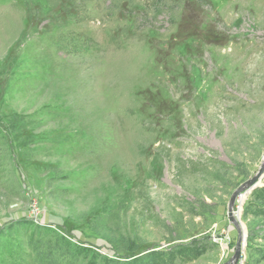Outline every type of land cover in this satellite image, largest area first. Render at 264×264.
Instances as JSON below:
<instances>
[{
	"label": "rangeland",
	"instance_id": "rangeland-1",
	"mask_svg": "<svg viewBox=\"0 0 264 264\" xmlns=\"http://www.w3.org/2000/svg\"><path fill=\"white\" fill-rule=\"evenodd\" d=\"M263 158L264 0H0V264H227Z\"/></svg>",
	"mask_w": 264,
	"mask_h": 264
},
{
	"label": "water",
	"instance_id": "water-1",
	"mask_svg": "<svg viewBox=\"0 0 264 264\" xmlns=\"http://www.w3.org/2000/svg\"><path fill=\"white\" fill-rule=\"evenodd\" d=\"M263 178H264V161L262 160V163L260 164L258 171L250 179H248L245 183L239 186L232 193L229 199V202L227 205L228 219L235 226L237 230V242L235 245L233 257L230 259V261L227 264H237L241 256L243 244L245 243L244 231H242L240 227L241 226L240 223L235 219V213L233 211L234 205L237 199L241 200L244 194L249 193L255 187H257L261 183Z\"/></svg>",
	"mask_w": 264,
	"mask_h": 264
},
{
	"label": "trees",
	"instance_id": "trees-1",
	"mask_svg": "<svg viewBox=\"0 0 264 264\" xmlns=\"http://www.w3.org/2000/svg\"><path fill=\"white\" fill-rule=\"evenodd\" d=\"M68 1V0H67ZM262 197L260 200V206L258 209H256V211L253 213L254 218L258 219L261 218L264 220V190L262 191ZM258 237L252 232L250 231L248 234V238H247V242L248 244H252ZM263 239H264V235H263ZM30 245H32V243H29ZM58 245H60V243H56ZM66 244L68 245V243L66 242ZM66 244H63L62 246H55V247H50L52 244H50V242H48L47 245H38L37 244V251L40 249H42L43 247L48 248V254L52 255V254H57L58 258H62V257H66L69 255V251L66 249ZM39 252V251H38ZM260 251H258V256H259V261H263L264 260V252L262 255H259ZM40 253V252H39ZM41 254V253H40ZM163 256H172V251L169 252H160V251H152L150 253H146L142 256H139L138 258L134 259V260H142V259H149L150 258V262H157L159 258H162ZM52 257V256H51ZM40 260V259H39ZM52 261V260H50ZM57 261V260H56ZM258 262V261H257Z\"/></svg>",
	"mask_w": 264,
	"mask_h": 264
},
{
	"label": "bare ground",
	"instance_id": "bare-ground-1",
	"mask_svg": "<svg viewBox=\"0 0 264 264\" xmlns=\"http://www.w3.org/2000/svg\"><path fill=\"white\" fill-rule=\"evenodd\" d=\"M263 161H264V158H263ZM235 219L237 220V218L235 217ZM238 221V220H237ZM233 225V224H232ZM233 227H235L234 225H233ZM235 230H236V228H235ZM236 232H237V230H236Z\"/></svg>",
	"mask_w": 264,
	"mask_h": 264
}]
</instances>
